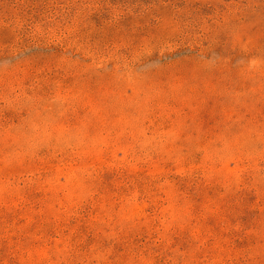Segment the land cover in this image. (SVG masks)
<instances>
[{
  "label": "rangeland",
  "instance_id": "1",
  "mask_svg": "<svg viewBox=\"0 0 264 264\" xmlns=\"http://www.w3.org/2000/svg\"><path fill=\"white\" fill-rule=\"evenodd\" d=\"M0 264H264V0H0Z\"/></svg>",
  "mask_w": 264,
  "mask_h": 264
}]
</instances>
